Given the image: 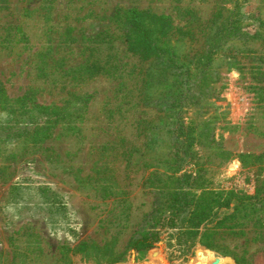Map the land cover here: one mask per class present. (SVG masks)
I'll use <instances>...</instances> for the list:
<instances>
[{
    "label": "rangeland",
    "instance_id": "374dc122",
    "mask_svg": "<svg viewBox=\"0 0 264 264\" xmlns=\"http://www.w3.org/2000/svg\"><path fill=\"white\" fill-rule=\"evenodd\" d=\"M133 7L170 17L157 44L193 81L128 49ZM229 17L242 33L215 47ZM0 88L25 102L0 132V264H264V0H0ZM34 103L56 113L37 141L15 122ZM11 115L0 107V125ZM177 116L196 144L173 174ZM185 171L246 205L228 210L211 247L183 256L176 231L160 228L135 250Z\"/></svg>",
    "mask_w": 264,
    "mask_h": 264
},
{
    "label": "trees",
    "instance_id": "16d2710c",
    "mask_svg": "<svg viewBox=\"0 0 264 264\" xmlns=\"http://www.w3.org/2000/svg\"><path fill=\"white\" fill-rule=\"evenodd\" d=\"M124 24L126 26L125 40L128 43V49L137 52L143 58H154L159 61L165 68L170 69L177 75H182V81L189 83L194 79L190 78V72L187 68L179 69L173 49L169 46H159L156 41L155 34L158 31H164L171 27L170 17L168 15H157L145 10L137 8H128L125 10ZM239 20L229 17L225 22V27L219 31L218 39L214 46L221 44V40L231 34L242 33L239 26ZM235 23V24H234ZM213 49H208L204 57V67L198 72L199 78L205 77L204 72L208 68ZM260 73V72H259ZM186 77V78H185ZM191 86L187 85V93ZM23 97L15 100L9 98L7 94L0 88V107L12 115L6 119V124L0 125V132L9 135L11 122L14 120L13 112L15 104L25 103ZM26 119H18L15 122L23 121L22 130L26 132L32 131V138L44 139L47 137L48 130L51 125L47 122L55 115V109L50 106L34 103L31 107L25 108ZM44 120H43V119ZM13 124V123H12ZM173 148L171 150L172 168L175 170L173 174L179 173L186 165L192 163L193 148L196 144V137L193 129L184 123L181 116H177L174 121L173 128ZM203 177L199 172H183L179 175H173V186L168 190V200L166 209L162 210L161 206L155 204V214L151 218L154 221L153 227L144 231L139 237L131 242V246L135 250L149 249L159 240V229L166 228L175 230L179 236V242L185 243L182 255L186 256L196 244L211 247V238L217 233V228L226 226L225 221L231 218L234 213L228 212L230 209H241L246 205L242 201V197H238L236 201L232 197L222 196L221 192L212 191L198 183L197 179ZM158 205V206H157ZM158 225V226H157ZM209 251L205 248H198L196 255H200ZM215 262V263H214ZM148 264H160L158 260H152ZM189 264H221L213 259L200 260L198 263L192 261Z\"/></svg>",
    "mask_w": 264,
    "mask_h": 264
},
{
    "label": "water",
    "instance_id": "95a60500",
    "mask_svg": "<svg viewBox=\"0 0 264 264\" xmlns=\"http://www.w3.org/2000/svg\"><path fill=\"white\" fill-rule=\"evenodd\" d=\"M162 255V253L161 252H159L158 250H154L152 253H151V256L152 257H156V256H158V255ZM190 260H192V259H190ZM217 260V259H216ZM215 263V262H214ZM224 264H228V263H224Z\"/></svg>",
    "mask_w": 264,
    "mask_h": 264
}]
</instances>
